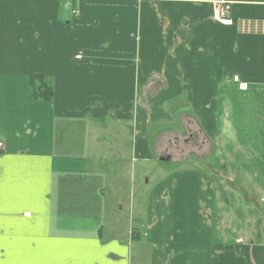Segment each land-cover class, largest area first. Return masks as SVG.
Instances as JSON below:
<instances>
[{
	"label": "crops",
	"instance_id": "obj_1",
	"mask_svg": "<svg viewBox=\"0 0 264 264\" xmlns=\"http://www.w3.org/2000/svg\"><path fill=\"white\" fill-rule=\"evenodd\" d=\"M175 105L213 165L156 174L132 219ZM0 139V264H264V0H0Z\"/></svg>",
	"mask_w": 264,
	"mask_h": 264
},
{
	"label": "rangeland",
	"instance_id": "obj_2",
	"mask_svg": "<svg viewBox=\"0 0 264 264\" xmlns=\"http://www.w3.org/2000/svg\"><path fill=\"white\" fill-rule=\"evenodd\" d=\"M214 17L218 21H221L222 23H229L225 22L223 20H230L231 18V3L224 2H214ZM218 5L221 6L223 9L220 11L226 18L221 17V19L217 18L215 15V10L218 8ZM228 7V8H227ZM173 111L175 113H172V117L170 118L172 120V124L170 122H165L162 124H158L156 126V129L151 131L152 133V139L154 140L155 137L158 134V138L160 139L158 147H156V142H154L151 145L152 148V154L153 158L150 161L141 160L139 162H136V165L133 166V170L135 167V172L137 177L140 176V179L137 180V184L140 182V186L143 190H135L136 197L138 194H142L143 196V205L140 209L141 212H137V216H132L133 218H136L137 220H141L142 218H145L146 215V209L144 205V199L148 196L150 192L153 190H145L149 186H153L154 184V178L156 174L158 173H165L169 170L174 169L175 167L184 166V167H192V166H208L207 164L213 165V149L216 148L213 147V137H211L208 133V131L205 129L203 130L198 124V118L197 115H187L183 113V116L180 114L181 112L178 111V107L173 106ZM189 117V118H188ZM177 121V122H175ZM178 128L174 129L172 131L173 134V140L170 143H167L165 140V137L163 139V133L160 132L163 129H169L172 128ZM114 132V131H113ZM109 134L112 137V129L109 132ZM117 134V133H116ZM121 138L124 139L127 142L129 140H132V133L128 130H122L120 131ZM116 136V135H115ZM114 136V137H115ZM177 137V138H176ZM163 145V146H161ZM156 155H159L156 157ZM166 156L170 158V160L173 161H161L159 158L161 156ZM206 159L204 162L203 160ZM176 160H185L187 163H180L176 162ZM148 177L151 178V181L149 184H147ZM126 205H127V199ZM128 218V216H127Z\"/></svg>",
	"mask_w": 264,
	"mask_h": 264
},
{
	"label": "trees",
	"instance_id": "obj_3",
	"mask_svg": "<svg viewBox=\"0 0 264 264\" xmlns=\"http://www.w3.org/2000/svg\"><path fill=\"white\" fill-rule=\"evenodd\" d=\"M31 84L33 85V93L35 96L48 98L53 94L52 88L44 82L43 78L40 79V82L38 84H36L34 81Z\"/></svg>",
	"mask_w": 264,
	"mask_h": 264
},
{
	"label": "built area",
	"instance_id": "obj_4",
	"mask_svg": "<svg viewBox=\"0 0 264 264\" xmlns=\"http://www.w3.org/2000/svg\"><path fill=\"white\" fill-rule=\"evenodd\" d=\"M219 3H224V1H221ZM228 8V7H227ZM223 8L221 6L218 5V8L215 10V15L217 18L221 19V17L223 18H226L224 16V14H222L220 11L222 10ZM73 13H78V10L77 9H74L73 10ZM222 20V19H221ZM225 22H230V20H223ZM5 150V143L2 139H0V155L1 153Z\"/></svg>",
	"mask_w": 264,
	"mask_h": 264
},
{
	"label": "water",
	"instance_id": "obj_5",
	"mask_svg": "<svg viewBox=\"0 0 264 264\" xmlns=\"http://www.w3.org/2000/svg\"><path fill=\"white\" fill-rule=\"evenodd\" d=\"M159 159H160L161 161H165V160H168L169 158L166 157V156H161Z\"/></svg>",
	"mask_w": 264,
	"mask_h": 264
},
{
	"label": "bare ground",
	"instance_id": "obj_6",
	"mask_svg": "<svg viewBox=\"0 0 264 264\" xmlns=\"http://www.w3.org/2000/svg\"><path fill=\"white\" fill-rule=\"evenodd\" d=\"M73 12V11H72ZM74 14H77V13H74ZM249 146V145H248Z\"/></svg>",
	"mask_w": 264,
	"mask_h": 264
}]
</instances>
